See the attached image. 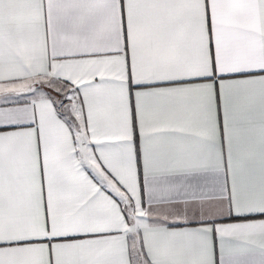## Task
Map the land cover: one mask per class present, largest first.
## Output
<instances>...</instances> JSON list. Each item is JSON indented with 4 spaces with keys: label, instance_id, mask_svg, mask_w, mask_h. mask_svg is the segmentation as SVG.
<instances>
[{
    "label": "snow or ice",
    "instance_id": "1",
    "mask_svg": "<svg viewBox=\"0 0 264 264\" xmlns=\"http://www.w3.org/2000/svg\"><path fill=\"white\" fill-rule=\"evenodd\" d=\"M0 264H264V0H0Z\"/></svg>",
    "mask_w": 264,
    "mask_h": 264
}]
</instances>
